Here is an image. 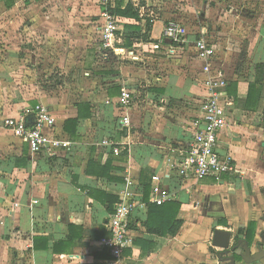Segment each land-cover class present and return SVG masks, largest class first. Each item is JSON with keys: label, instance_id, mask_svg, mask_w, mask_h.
<instances>
[{"label": "crops", "instance_id": "crops-1", "mask_svg": "<svg viewBox=\"0 0 264 264\" xmlns=\"http://www.w3.org/2000/svg\"><path fill=\"white\" fill-rule=\"evenodd\" d=\"M8 1L3 3L4 13L18 11L19 23L30 18L31 27L67 34L66 42H61L65 40L62 36L57 41L66 44L59 55L73 63L80 57L76 63L84 87L83 96L70 103L43 97L29 102L12 99L9 103L13 105H0V264H236L229 258L230 252L220 253L212 245L216 228L232 232L231 244L240 238L243 243H252L253 252L261 249L258 242H264V100L257 110H246L243 105L250 84L258 78L263 81L259 72H264V67L260 68L264 65V0H256L258 9L251 1L243 0L242 11L232 8L227 13V23H213L211 29L187 27L186 41L177 45L182 50L185 72L179 66L146 71L127 67L125 61L129 57L120 58L123 62L118 57L112 64L99 63L95 45L87 41L97 34L101 10L97 0L81 1L77 6L86 14L77 18L74 13L79 9L69 3L71 0H59L50 7L48 0H36L28 7L15 4V0L8 5ZM139 1L147 12H155L154 0ZM128 3L123 1L120 7L124 9ZM255 10L257 14L253 13ZM158 11L159 17L152 24V41H136L130 48L135 51L131 60H136L141 48L172 46L173 42L163 37V30L173 16L179 15L168 8ZM126 19L124 25L140 23L145 30L144 18ZM75 20H89V27H80ZM159 21H163V27L157 36ZM205 30L216 51L210 68L219 72L216 79L224 80L222 90L229 102L227 125L219 133L218 150L233 157L240 174L197 181L183 175L179 165L195 132L192 122L202 115L199 103L208 96L204 82L209 75L204 71L207 62L197 55L195 47L196 39ZM51 42L56 43L54 39ZM223 44L227 45L222 47ZM78 46L84 49L78 51ZM110 70L114 73L105 74ZM231 83L237 84V102L227 92ZM113 85L121 87V91L129 88L135 97L128 109L132 120L128 132L120 126V95L109 94ZM39 103L47 105L54 117L55 125L49 130L52 137L70 142L69 148L59 149L56 155L32 153L27 143L4 126L7 118L21 116L30 117L28 125H33L34 107ZM79 103L90 104L91 116L79 118L77 128L71 125L68 131L66 122L77 118ZM256 115L263 116L259 124ZM104 137L126 143V149L120 155L114 154L99 145ZM93 163L110 164V175L123 181L96 175L98 167ZM154 174L181 203L178 217L183 224L175 235H155L144 224L147 213L133 226L134 245L120 261H115L100 245L110 212L88 191L101 189L118 196L125 177L131 176L137 190L143 193L144 184H149ZM243 247L240 245L235 251L240 253Z\"/></svg>", "mask_w": 264, "mask_h": 264}, {"label": "built area", "instance_id": "built-area-1", "mask_svg": "<svg viewBox=\"0 0 264 264\" xmlns=\"http://www.w3.org/2000/svg\"><path fill=\"white\" fill-rule=\"evenodd\" d=\"M119 1L121 0H97L101 10L96 23L95 55L102 65L112 64L111 62L118 60V57L119 60L120 58L125 60L135 55L133 49L122 47L119 44L118 31L122 29L127 20L115 13ZM123 1L139 9L140 16L145 19V22L147 19H150L152 24L155 22V13L147 12L139 0ZM200 34L201 37L195 41V47L197 55L207 62L204 71L209 73L205 81L208 96L199 103L202 115L192 122L195 132L183 152L184 155L180 158L179 168L183 175L197 181L209 176L221 180L223 175H238L240 171L230 154H223L218 150L219 133L227 125L229 102L227 94L222 90L225 87L224 80L216 79L214 76L219 72L215 71V74L210 68L211 59L216 53L215 47L207 38L206 30L201 31ZM187 35V26L177 20H170L163 30L165 39H171L172 42L179 44L186 41ZM134 100L135 97L131 90L124 87L118 99V106L122 111L119 115L121 129L127 132L132 128L128 109L133 105ZM34 113L33 125H28L25 117L21 116L7 118L4 126L27 143L32 153L47 152L52 156L56 155L59 149L70 147V142L57 139L50 134L49 130L55 122L47 105L37 104L34 107ZM99 145L107 147L116 155H120L126 149V143L116 141L112 137H104ZM135 185L131 176L125 177V184L118 193L119 200L106 223L107 232L100 240L101 247L105 248L115 261H120L124 252L134 245L133 226L138 220L144 219L148 213V203L144 200L142 191L137 190ZM150 185V203L162 205L176 200L175 193L162 185L159 175L154 174L151 177Z\"/></svg>", "mask_w": 264, "mask_h": 264}, {"label": "rangeland", "instance_id": "rangeland-1", "mask_svg": "<svg viewBox=\"0 0 264 264\" xmlns=\"http://www.w3.org/2000/svg\"><path fill=\"white\" fill-rule=\"evenodd\" d=\"M36 0H15V4H21L23 7L31 6ZM84 0H71L76 4L75 18L78 15H85L86 13L77 6ZM251 1L258 9L259 4L256 0ZM50 2V3H49ZM157 6L155 15L159 17V8L168 10L175 15L171 20H178L184 23L191 29L200 27H209L215 25H222L227 23L230 19L227 13L232 8L235 11L243 10V0H154ZM3 3L6 5V0H0V105H13L12 99H19L21 101L29 102L31 100L42 99L43 97L61 99L67 103L74 101L77 96H83L81 89L84 83L83 75L78 68L80 60L61 59L60 53L65 51L66 44H60L58 39L62 36V41H67V34L55 33L50 31H43L37 27H31L30 18L19 23L20 13L18 11L5 14ZM59 3V0H48V7ZM98 4V3H97ZM245 10V9H244ZM261 9H259V12ZM161 12V11H160ZM255 14L256 10L253 12ZM236 16V14H234ZM254 16V15H253ZM91 18V17H90ZM252 19L254 17H251ZM89 19V18H88ZM88 22H81L75 20L80 27L87 29ZM168 22V21H167ZM86 23V24H85ZM92 23V22H91ZM163 21H159L156 26V35H159L160 29L163 27ZM70 26V25H69ZM87 26V27H85ZM73 29V28H72ZM195 31V30H194ZM70 32V30H69ZM81 34V32H79ZM57 37V38H56ZM84 38V34H83ZM88 39L95 45L94 39ZM54 39L56 43L51 42ZM70 39V38H69ZM89 42V43H90ZM26 43V44H25ZM80 43V42H79ZM227 44H223L226 46ZM76 47V44H75ZM83 46H78V51L84 49ZM179 46H166L163 49L153 50L154 48H141V53L136 60H131L132 56L125 61L127 67L134 66L136 69L159 70L166 66H179L185 72L186 65L182 63V50ZM217 48V46H216ZM243 48V47H242ZM241 48V49H242ZM139 49L136 48V50ZM248 49V45L246 47ZM193 52V49H190ZM157 51V52H156ZM139 53V52H136ZM191 53V52H190ZM245 52L242 53L244 56ZM154 56V58H152ZM163 57L162 60L161 58ZM68 65V67H67ZM109 67H113L108 65ZM107 67V66H106ZM126 68V67H125ZM114 71V70H113ZM259 75L264 82V72L260 71ZM143 81V79L141 80ZM206 79L204 80V82ZM88 83H92L88 81ZM206 83V82H205ZM206 86V85H205ZM84 87V86H83ZM8 103V104H7Z\"/></svg>", "mask_w": 264, "mask_h": 264}, {"label": "trees", "instance_id": "trees-1", "mask_svg": "<svg viewBox=\"0 0 264 264\" xmlns=\"http://www.w3.org/2000/svg\"><path fill=\"white\" fill-rule=\"evenodd\" d=\"M13 1H8V5H11ZM123 1H119V5H117L115 9V13L120 15L123 18H134L137 21H141L142 17L140 16L139 10H137L132 4L128 3L124 9L120 6L122 5ZM146 28L143 30L140 23L137 24H130L126 23L123 26V29L118 31V38L119 44L125 48H132L136 41H143V42H151V32L153 30L152 23L150 19H147ZM172 46H177L178 43L173 42ZM264 67V65H260V68ZM114 71L110 70L105 74H113ZM227 92L233 96L234 100L237 102L238 95H237V84L231 83L228 86ZM109 94L111 96L120 95L121 94V87L117 85H113L109 88ZM264 100V85L263 81L258 78L255 82L251 83L249 86V93L247 99L243 105V108L246 110H257L262 101ZM91 116V106L88 103H79L78 104V116L75 119H70L66 122V130H71V125L74 126V129L78 126L79 118H86ZM256 123L259 124L260 119L263 117L262 115H256ZM75 131V130H74ZM71 132V131H70ZM110 163V162H109ZM94 164V163H93ZM92 164V165H93ZM95 165V164H94ZM98 167L97 174L101 177H106L109 180L113 181H123L116 176H111L110 171L112 170L110 164L99 165L97 163L94 167ZM88 172H92L91 170ZM150 183L144 184L143 190V197L144 200L148 203V218L144 222L147 230L155 235L160 236H167V235H175L180 227L183 224V220L180 219L178 216L181 210V203L177 200L168 201L162 205H157L155 203L149 202V195H150ZM88 195L96 200H100V202L105 205L106 209L112 213L114 211V206L118 202L119 197L108 194L101 189H90L88 191ZM109 256V255H108Z\"/></svg>", "mask_w": 264, "mask_h": 264}, {"label": "water", "instance_id": "water-1", "mask_svg": "<svg viewBox=\"0 0 264 264\" xmlns=\"http://www.w3.org/2000/svg\"><path fill=\"white\" fill-rule=\"evenodd\" d=\"M171 42L172 40L169 39ZM29 119L30 117H27L25 119L26 123L29 124ZM232 232L227 230V229H218L216 228L213 232V238H212V245L220 250V253H229V252H234L236 249L240 247V244L243 243L244 241L240 240L239 245L232 246ZM249 245L247 241H245V246L247 253H249ZM219 253V254H220ZM233 263H235V256L232 255L229 257ZM259 259V258H258ZM260 264H264V259L261 260Z\"/></svg>", "mask_w": 264, "mask_h": 264}, {"label": "flooded vegetation", "instance_id": "flooded-vegetation-1", "mask_svg": "<svg viewBox=\"0 0 264 264\" xmlns=\"http://www.w3.org/2000/svg\"><path fill=\"white\" fill-rule=\"evenodd\" d=\"M239 239L240 238H236L233 241L232 246L238 245V243L240 241ZM240 245L243 247L245 245V243H241ZM258 247H260L261 249H259L258 251L253 252L252 243H250V245H249V253H247L246 246H244L243 250L240 249L241 250L240 253H237L236 251H234V252H230L229 255H230V257L232 255L235 256V259H236L235 263L236 264H238V262H243V263H247V264H260L261 260L264 259V242L263 241H259L258 242Z\"/></svg>", "mask_w": 264, "mask_h": 264}]
</instances>
